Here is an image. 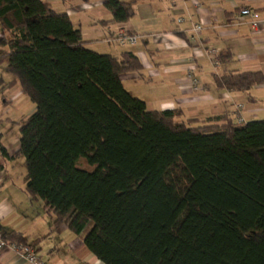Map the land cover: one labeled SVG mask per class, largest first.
Returning a JSON list of instances; mask_svg holds the SVG:
<instances>
[{
    "label": "trees",
    "instance_id": "trees-1",
    "mask_svg": "<svg viewBox=\"0 0 264 264\" xmlns=\"http://www.w3.org/2000/svg\"><path fill=\"white\" fill-rule=\"evenodd\" d=\"M133 1L105 6L122 23ZM0 30V64L36 104L19 150L2 151L24 159L26 191L54 214V230L81 236L103 264H264V119L149 110L122 82L143 68L139 56L88 48L44 0H0ZM215 83L248 91L264 75L229 71ZM1 231L39 254L41 239Z\"/></svg>",
    "mask_w": 264,
    "mask_h": 264
},
{
    "label": "crops",
    "instance_id": "crops-1",
    "mask_svg": "<svg viewBox=\"0 0 264 264\" xmlns=\"http://www.w3.org/2000/svg\"><path fill=\"white\" fill-rule=\"evenodd\" d=\"M44 1L70 16L88 48L114 56L124 52L139 56L143 68L123 73L122 82L149 110L177 109L184 121L228 115L237 122L238 114L245 122L264 119V84L248 91H229L215 83L216 75L229 71L264 75V0H135L132 16L122 23L113 21L106 0ZM243 8L250 9L253 17L241 16ZM200 23L203 30L195 34L193 28ZM122 32L138 35V42L118 45L115 37ZM6 35L0 30V38ZM0 47L1 56L7 47ZM212 51L225 59L219 58L215 65ZM35 110L36 104L15 81L7 62L1 63L0 229L23 233L30 241L41 239L39 254L46 264H103L81 236L66 226L53 229L54 214L41 199H32L26 190H5L19 179L17 165L24 164V159L8 158L2 148L10 157L19 150L21 124ZM26 174H22L24 184ZM24 202L28 210L22 207ZM0 264L27 262L15 252L3 250Z\"/></svg>",
    "mask_w": 264,
    "mask_h": 264
},
{
    "label": "built area",
    "instance_id": "built-area-1",
    "mask_svg": "<svg viewBox=\"0 0 264 264\" xmlns=\"http://www.w3.org/2000/svg\"><path fill=\"white\" fill-rule=\"evenodd\" d=\"M241 16H249L253 17V13L248 8H243L240 12ZM182 19H179L181 21ZM253 24L256 26L257 23L253 22ZM203 30L202 23L196 24L193 28V31L195 34H199ZM139 36L133 33H125L122 32L118 36L115 37V41L125 45L130 44L134 45L138 42ZM212 55V61L215 65H218L220 60L218 58V54L216 51H212L210 53ZM197 81H194V84H196ZM242 108V105H239L237 107V111L239 112ZM239 122H244L243 117L238 114L237 115ZM3 250H10L12 252H15L18 254L21 258H23L27 264H46V261L40 256V254L36 253L35 250L27 245L19 244L17 242H12L10 240L5 239L4 233L0 230V251Z\"/></svg>",
    "mask_w": 264,
    "mask_h": 264
},
{
    "label": "rangeland",
    "instance_id": "rangeland-1",
    "mask_svg": "<svg viewBox=\"0 0 264 264\" xmlns=\"http://www.w3.org/2000/svg\"><path fill=\"white\" fill-rule=\"evenodd\" d=\"M53 4L56 5L55 8L57 10L61 9L59 6L60 5L59 3L54 2ZM115 43L120 45V43H118V42H115ZM0 51H3L2 47H0ZM256 119H258V118H256ZM79 165L82 167H85L86 169H92V167L84 159L79 162ZM17 171L20 173L19 176L17 175L19 177V179L14 180V182H13L14 185L9 186V188L7 187L5 190H26V184H24V182H23V175H22L23 173H25V174L27 173L26 166L23 163L17 165ZM21 172H22V174H21ZM173 172H174L173 174L180 176V178H182V179H185V173L183 172V167H181L180 165H176V169H174ZM34 206H37V205L34 204ZM22 207L24 209L28 210L26 207V202H24ZM32 210H33V208L30 210V212Z\"/></svg>",
    "mask_w": 264,
    "mask_h": 264
}]
</instances>
